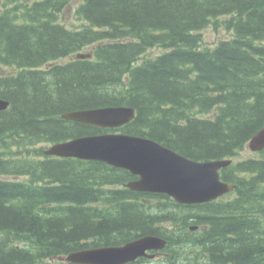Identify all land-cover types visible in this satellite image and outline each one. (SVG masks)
Segmentation results:
<instances>
[{
    "label": "trees",
    "instance_id": "obj_1",
    "mask_svg": "<svg viewBox=\"0 0 264 264\" xmlns=\"http://www.w3.org/2000/svg\"><path fill=\"white\" fill-rule=\"evenodd\" d=\"M79 1L83 24L69 28L73 0H0V264H69L56 259L146 236L168 241L163 257L128 264H264V151L234 160L264 128V0ZM209 26L230 37L206 46ZM106 107L136 117L116 130L62 118ZM108 132L232 159L221 179L236 188L181 205L40 147Z\"/></svg>",
    "mask_w": 264,
    "mask_h": 264
},
{
    "label": "water",
    "instance_id": "obj_2",
    "mask_svg": "<svg viewBox=\"0 0 264 264\" xmlns=\"http://www.w3.org/2000/svg\"><path fill=\"white\" fill-rule=\"evenodd\" d=\"M85 57L77 56L78 59ZM8 108L9 103L0 99V111ZM135 112L132 107H107L68 112L62 118L101 129H118L132 122ZM248 148L252 152L264 150V128L253 136ZM44 153L57 158L100 161L126 169L139 177L128 188L166 194L183 205L215 201L236 188L221 180L220 173L232 164L231 160L194 161L143 137L121 133L84 136L51 145ZM166 246V240L146 236L123 246L85 249L58 260L74 264H128L140 258L154 259L156 254L151 252H161Z\"/></svg>",
    "mask_w": 264,
    "mask_h": 264
},
{
    "label": "rangeland",
    "instance_id": "obj_3",
    "mask_svg": "<svg viewBox=\"0 0 264 264\" xmlns=\"http://www.w3.org/2000/svg\"><path fill=\"white\" fill-rule=\"evenodd\" d=\"M80 1L79 0H73V4L70 8L66 9L65 12L63 13L64 17H62L63 22L65 23V25L69 28H77V27H81V25L83 24L82 21H80L77 16L75 15V9L77 8V6L79 5ZM202 36H203V40L206 46H210L213 47L215 46L219 41L221 40H225L228 39L230 37L229 33H227L223 28H214L213 26H209L206 29H204L202 31ZM92 48H87L85 49V53H89V51H91ZM163 51L159 48H154L151 49L149 51V53L147 54L148 56H156L161 54ZM67 60H71V58H67L65 60L60 61L61 63H65L68 62ZM9 72H13V70H9ZM50 145L49 144H43L40 145V147H45L48 148ZM255 155L254 153H252L250 150H246L244 152H242L239 156H237L234 160L238 161L247 157H251ZM163 257V256H162ZM162 257L158 258L161 259Z\"/></svg>",
    "mask_w": 264,
    "mask_h": 264
},
{
    "label": "bare ground",
    "instance_id": "obj_4",
    "mask_svg": "<svg viewBox=\"0 0 264 264\" xmlns=\"http://www.w3.org/2000/svg\"><path fill=\"white\" fill-rule=\"evenodd\" d=\"M107 108V107H106ZM98 109H100V108H98ZM89 110H93V109H89ZM84 111V110H83ZM100 135V134H99ZM247 148H248V146H247ZM109 165V164H108ZM110 166H112V165H110ZM113 167H115V166H113ZM116 168H118V167H116ZM119 169H122V168H119ZM123 170H126V169H123ZM224 170V169H223ZM126 171H128V170H126ZM128 172H130V171H128ZM131 173V172H130ZM132 174V173H131ZM133 175V174H132ZM134 177H137V179H135V181L136 180H139V177L138 176H135V175H133ZM17 179H19V178H17ZM128 189H130V188H128ZM130 190H132V189H130ZM132 191H134V190H132ZM134 192H138V191H134ZM141 193V192H140ZM142 193H149V192H142ZM164 195H166V194H164ZM168 196V195H167ZM170 197V196H169ZM172 198V197H171ZM175 200V199H174ZM176 201V200H175ZM177 202V201H176ZM181 205H183V204H181ZM158 237V236H157ZM158 238H161V239H164V238H162V237H158ZM138 240V239H137ZM164 240H166V239H164ZM167 241V240H166ZM168 242V241H167ZM75 253V252H74ZM70 254H72V253H70ZM69 264H74V263H69Z\"/></svg>",
    "mask_w": 264,
    "mask_h": 264
}]
</instances>
